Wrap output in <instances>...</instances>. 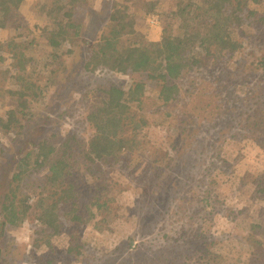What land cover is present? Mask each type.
I'll list each match as a JSON object with an SVG mask.
<instances>
[{"label": "trees", "instance_id": "trees-1", "mask_svg": "<svg viewBox=\"0 0 264 264\" xmlns=\"http://www.w3.org/2000/svg\"><path fill=\"white\" fill-rule=\"evenodd\" d=\"M81 1L86 0H53L49 9L39 7L41 15L57 17L45 30L48 51L38 58L20 28V33L4 37L10 9L19 0H0V99L5 100L0 105V264L17 263L22 254L15 241L20 228L27 229L35 251H46L44 264H86L89 245L97 254L90 264L262 263L264 165L258 162L253 173L256 161L240 163L245 174H231L238 194L235 204L248 201L242 208L226 205L224 190L231 178L219 181L232 151L216 146V140L198 138L200 124L189 126L188 119L200 117V123L206 111L196 106L172 110L167 113L173 117L170 124H156L135 114L132 106L144 103L147 86L164 105L172 102L185 73L238 51L244 13L260 14L257 20L264 24V0H112L98 12L99 20L91 22L97 30L90 35L86 21L73 16V7ZM155 15L159 37L135 40L137 19ZM89 17L96 18V13ZM69 58L77 62L78 82L130 73L144 75L149 84L133 80L126 88L101 84L92 89L95 102L84 126L74 122L75 130L63 137L59 128L34 122L39 114L73 118V109L63 99L70 89V82L63 83ZM60 61L68 62L62 72H50L41 82L48 64ZM255 65L264 73V59ZM147 126L159 129V140H145ZM138 152L144 158L153 156L147 163L156 165L154 173L142 169L150 181L137 185L144 193L141 202L129 199V188L113 173ZM161 178L165 181L158 182ZM240 185L252 194L247 190L243 197ZM171 189L181 200L193 192L202 202L194 211L185 204L179 211L169 210L187 219L175 236L154 226L164 192ZM253 206L256 216L248 221L242 239L235 230L216 226L219 213H228L241 225ZM56 242L65 246L59 252ZM102 244L104 250L98 248Z\"/></svg>", "mask_w": 264, "mask_h": 264}, {"label": "rangeland", "instance_id": "rangeland-1", "mask_svg": "<svg viewBox=\"0 0 264 264\" xmlns=\"http://www.w3.org/2000/svg\"><path fill=\"white\" fill-rule=\"evenodd\" d=\"M111 2L112 0H86L79 2L73 7L75 19H81L82 22L86 21L87 35L94 32V29L95 31L97 30L96 25H92L91 22L99 20L98 12L106 8ZM52 3L53 0H19L17 5L10 9L11 21L3 32L4 37L11 38L13 35L20 33L18 30L20 28L24 38L34 44L33 49H36L37 57L43 56L48 51L46 38L44 37V34H46L45 30L48 27L49 29L52 28L57 14L52 17L47 14L43 16L40 14L41 10H39V7L46 6L49 9ZM94 13H96V18L89 17ZM84 14L86 19H83ZM243 16V25L239 29L242 47L238 51L217 61H211L209 65L199 71L193 70L185 73L177 82L180 92L178 98L172 102L164 105L163 101H160L156 96L155 89L147 86L144 103L141 106H132L135 114L142 115L151 123L156 124H170L173 117L172 115H167V113H171L172 110L182 109L185 111L188 109L187 107L193 106L204 109L206 112L204 117L201 116L200 123V117L197 121L196 119L195 121L188 119L190 122L189 126L195 128L200 124L199 127L202 132L197 135L198 138L209 140L211 143L216 140V146H227L228 152L232 151L231 159H229L225 169L222 167L224 172L219 183H223L230 176L231 179L228 181L230 186H228L226 192L224 190L226 196L229 197L224 203L228 205L230 202L234 204V207L241 208L248 199H241L237 203L238 205L235 204L238 194L232 188L233 177L231 174H245V172L242 173V164L240 163L248 160L256 161V165L254 164L251 167L254 170L253 173L258 171L257 165H260L259 163L264 165V153L262 152V145L264 144V75L262 74L264 73L259 71L255 65L256 61L264 59V24L257 20L260 14L247 17L246 13H244ZM157 19V15L150 16V18H138L135 40L140 38L157 39L161 32L159 25L157 26ZM58 20L59 18L56 19V22ZM16 24L19 27H16ZM0 34L2 35V32ZM67 64L68 62L63 64L62 61L57 66L52 63L48 64L47 69L40 76L41 82L45 80V77L50 72L56 71L55 73L60 74L62 72L60 68H65ZM76 65L77 62L69 58V65L64 70L66 73L63 80V83L70 82V89L65 93L63 99L73 109L71 112L74 115L73 118L68 116L58 117V114H52L51 116L39 114L34 122H44L52 128H59L58 132L63 137L68 136L69 133L75 130L74 122L77 123L76 126H84L85 116L92 109L95 102L93 94L90 92L92 89H97L101 84L126 88L133 80H144L146 84H149L144 75L137 76L130 73L125 75H97L83 82L80 79L78 82L74 78ZM68 99H71V103L68 102ZM4 102L5 100L0 99V105ZM0 113H2L1 106ZM146 132L145 140H159L162 135L158 128L153 129L151 126L146 127ZM153 158V156L144 158L138 152L129 157L128 163L114 169V175L122 179V183L129 188L127 194L131 201L141 202L144 199V193L137 185L150 181V177L142 169L148 173H154L156 165L147 163V159L153 160ZM163 166L161 165L160 167ZM235 169H238V171H234ZM174 172H177V170H174ZM163 175L164 173H162ZM159 176L162 177L161 175ZM179 176L183 178L185 175L180 172ZM162 181L165 180L161 178L158 182ZM161 186L165 187L166 183L163 182ZM239 187L242 190L241 195L243 197L246 195L247 190H249L248 193L252 194V189L247 186L240 185ZM192 193H186L184 199L181 200L180 194L176 190L171 189L168 192H164V198L159 203L160 210L154 225L159 232L171 236L180 233V229L184 227L182 223L187 222V219H179L175 215H170L169 210L179 211L184 204L191 211L197 210L202 202L198 200L197 194ZM206 203L211 206L222 205L221 201H207ZM255 216L253 206L249 213L243 216L246 219L245 222H242L241 225H236L235 221H231L228 213L224 217L222 213H219L216 226L218 228L229 227L235 230L242 239L246 232L248 221ZM18 234L15 241L17 248L20 249L22 254L18 256L16 264H44L43 258L46 251H43V247H39L35 251L27 229L20 228ZM55 245L57 246V252L65 247L60 242H56ZM98 248L104 250L105 245H99ZM89 251L87 258L83 259L86 264L95 261L93 260V255L97 256L95 252H92L90 245ZM261 261L262 263L260 264H263L264 257ZM73 264H81V262L75 260Z\"/></svg>", "mask_w": 264, "mask_h": 264}]
</instances>
